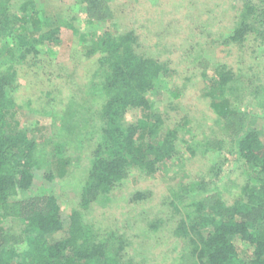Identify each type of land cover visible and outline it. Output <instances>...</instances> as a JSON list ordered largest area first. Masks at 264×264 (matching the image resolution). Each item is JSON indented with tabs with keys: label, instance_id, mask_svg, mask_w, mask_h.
I'll return each mask as SVG.
<instances>
[{
	"label": "trees",
	"instance_id": "16d2710c",
	"mask_svg": "<svg viewBox=\"0 0 264 264\" xmlns=\"http://www.w3.org/2000/svg\"><path fill=\"white\" fill-rule=\"evenodd\" d=\"M38 1L0 0V220L12 219L8 225L0 224V264H58L63 259L66 264H133L132 257L127 258L125 254V236L116 230L95 226L86 219V213L92 204L91 197L108 195L122 186L133 166L153 173L160 164L178 154L179 132L166 124L170 114L149 113L151 102L147 96V92L155 89L156 81L167 75L169 67L141 49V37L135 29L111 31L105 25L111 18L106 16V10L98 8L96 0H79L88 5L97 4L86 11H91L93 21L104 28L98 38L101 51L98 70L103 79L100 83H90L91 94L104 100L98 117L90 115L91 109L85 110L90 100L87 99L84 106L81 97L74 94L64 97L69 100L63 107L67 116L62 122H65V131L72 134L71 141L83 142L86 138L96 141L79 207H74L71 213L65 212L54 193L19 198L20 189L36 188L41 178L51 180L57 175L64 176L71 163L70 156L65 155L68 141L55 145L53 138L46 141L49 145L44 142L39 146L25 129L19 128L17 107L20 106L15 96L21 85L19 70L31 55L39 52L38 42L58 39L57 26L43 29L48 21L41 14L44 9L39 7ZM184 2L188 10L208 5L207 0ZM201 12V16L198 15L201 25L196 26L201 32L194 26L199 18L187 16L194 20L189 34L197 32L200 37L206 35L205 39L212 36L209 44L230 46L227 57L234 52L243 57L240 71H236L230 61H224L211 67V72L204 69L202 77L213 98L212 107L223 121L221 129L228 133L234 131L233 139H218L217 147L213 146L220 154L218 161L211 164V172L214 177L218 176L231 156L235 161L244 162L241 186L244 195L231 203L219 192L210 201H206V197L193 200L186 207L196 206L200 214L192 217L188 210L190 218H181L176 233L185 240L183 250L193 246L190 254L196 258L191 264H264V138L254 125L256 115L234 105L245 89L254 96L260 93L264 97V73L257 70L261 63L259 57H264V0H243L238 15L233 19L220 18L211 33L202 24L205 12ZM74 19L76 22L77 18ZM70 22L65 24L80 33L75 22ZM226 22L233 25H225ZM174 24L177 28L182 22L176 19ZM196 44L199 45L188 43L183 50L185 57L191 54L196 59L202 57V39ZM73 68L71 74H78V67ZM81 83L83 88L89 82ZM53 92L58 96L61 90L52 87L46 91L50 96ZM174 96L179 98L181 94L174 93ZM78 104H82V108L78 109ZM131 108L143 109L145 114L128 121L126 113ZM47 145L53 151H49ZM190 151L194 155L195 147H190ZM44 163L50 168L41 174ZM209 183L200 181L198 190L207 189ZM173 205L177 211L181 210L176 200ZM187 220H191V224ZM151 226L157 227V222ZM201 227L207 231L199 230ZM58 231L64 235L51 238Z\"/></svg>",
	"mask_w": 264,
	"mask_h": 264
},
{
	"label": "rangeland",
	"instance_id": "374dc122",
	"mask_svg": "<svg viewBox=\"0 0 264 264\" xmlns=\"http://www.w3.org/2000/svg\"><path fill=\"white\" fill-rule=\"evenodd\" d=\"M96 1L98 8L106 10V16L111 18L105 24L111 31L135 29L141 37V49H146L160 62L167 63V75L156 81L153 91L147 92L151 102L149 113L163 116L170 114L171 118L166 124L179 132V152L164 164H160L153 173L139 166L130 168L122 186L108 195L94 194L91 197L92 204L86 213V219L95 226L123 234L127 240L125 254L127 258L132 257L133 264H191L196 258L190 254L193 246H188L187 251L183 250L185 240L177 235L176 227L182 217L190 218L188 210L191 211L192 217H198L200 211L196 206L186 207V204L203 197L210 201L218 192L228 203L241 198L244 195L241 186L244 184L245 167L244 162L235 161L231 156L222 165L218 176L214 177L211 172V164L218 161L220 154L219 149L213 146L217 145L218 139H233L234 131L228 133L221 129L223 121L212 107L213 98L209 96L202 77L204 69L211 72V67H216L224 61H230L236 71H240L243 57H238L239 53L236 52L227 57L230 46L209 44L212 36L206 38V44V35L200 37L197 32L189 34L191 21L194 20L188 19L187 16L198 17L203 10L205 14L202 15V24L211 33L220 18L229 16L233 19L238 15L243 0H207L206 7L199 6L192 10L184 7V1L187 0ZM38 2L39 7L44 9L41 14H44L48 21L43 29H55L57 26L58 35L55 36L58 39L38 42L39 52L31 55V59L22 64L19 70L21 85L15 91L17 106H20L17 107L19 128L25 129L29 138L36 139L39 146L44 145V142L48 144L46 141L53 138L55 145L68 141L65 155L70 156L71 163L64 176L57 175L51 180L41 178L36 188L20 189L18 197L27 199L54 193L63 210L71 213L74 207H79L81 190L91 163V151L96 141L87 138L83 142L71 141L69 137L72 134L65 131L66 125L62 122L67 116L63 107L69 100L64 97L71 94L77 98L81 97L84 106L87 99L90 100V105H86L85 110L91 109L90 115L98 117L104 100L99 95L91 94L90 83H100L103 79L98 70V59L101 57L98 38L104 28H100V24L93 21L90 17L91 11H86L90 9L88 7H96L97 4L88 5L79 0ZM200 16L195 27L198 23L201 25ZM74 17L77 18L76 22ZM89 17L93 22L88 21ZM176 19L182 22L177 28L174 24ZM70 21L75 22L80 33L65 24ZM225 25L233 24L226 22ZM212 35L215 38V34ZM200 39L204 45L202 57L196 59L194 54L185 57L186 51L183 50L187 48L188 43L199 45L196 43ZM259 58L261 63L257 70H263L264 73V57ZM75 65L78 67V74H71ZM65 67L68 69L65 70ZM66 82L68 84L65 86L63 83ZM81 82L89 83L82 88ZM52 87L61 90L60 95L57 96L55 92L51 96L47 94L46 91ZM174 93L181 96L177 98ZM234 105L240 110L256 115L254 125L264 138V97L260 93L254 96L250 90L245 89ZM80 108L82 104H78V109ZM144 114L143 109L131 108L125 119L135 121ZM48 145L47 147H50ZM225 145L227 146L226 142ZM190 147H195L194 155ZM48 150L53 151V148ZM49 168L44 163L39 172L46 173ZM202 180L210 183L207 189L198 190L197 186ZM174 200L181 208L180 211L174 208ZM11 220L10 217L5 218L0 220V224L8 225ZM187 221L191 224V220ZM155 222L157 227L153 228L151 224ZM199 230L207 231L204 227ZM63 235L62 231H58L51 238H60ZM58 264H66V261L63 259Z\"/></svg>",
	"mask_w": 264,
	"mask_h": 264
}]
</instances>
